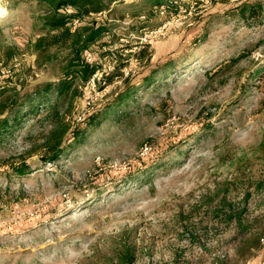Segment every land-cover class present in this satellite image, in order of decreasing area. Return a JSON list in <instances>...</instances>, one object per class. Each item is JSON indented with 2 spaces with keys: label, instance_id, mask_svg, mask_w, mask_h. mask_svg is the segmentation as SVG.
I'll list each match as a JSON object with an SVG mask.
<instances>
[{
  "label": "rangeland",
  "instance_id": "374dc122",
  "mask_svg": "<svg viewBox=\"0 0 264 264\" xmlns=\"http://www.w3.org/2000/svg\"><path fill=\"white\" fill-rule=\"evenodd\" d=\"M24 1L0 0V87L32 93L61 71L39 65V7ZM246 2L264 7V0H117L112 16H92L113 25L108 37L128 59L103 61L95 75L114 78L88 83L70 125L84 127L85 115L106 109L123 87L118 72L139 71L136 53L149 43L154 62L195 55L193 65L131 104L122 119L88 129L58 165L44 166L31 152L40 129L32 130L33 121L0 139V264H107L128 246L132 264H264V22L223 18ZM205 28V42L189 47ZM197 134L204 136L177 159ZM23 163L32 172L16 176ZM218 188L221 195L207 205ZM224 191L243 209L244 229L212 217Z\"/></svg>",
  "mask_w": 264,
  "mask_h": 264
},
{
  "label": "trees",
  "instance_id": "16d2710c",
  "mask_svg": "<svg viewBox=\"0 0 264 264\" xmlns=\"http://www.w3.org/2000/svg\"><path fill=\"white\" fill-rule=\"evenodd\" d=\"M117 0H25L26 3L34 4L39 9L36 11L41 20L43 34L35 41L34 49L39 58V65H55L60 68L61 75L56 81L47 82L37 86L32 93H24L23 89L0 87V139L12 136L16 131L22 130L30 121L32 130L39 135L31 144V152L38 153L42 165H58L60 159L73 152L75 147L84 140L88 129L97 127L110 116L122 119L128 115L127 108L142 100L146 93L160 91L170 83L171 79L180 75L187 64L192 62L195 55L189 58L168 56L154 62L150 43L142 47L136 54L140 70L135 74L124 77L122 72L118 76L123 81L112 102L102 111L88 113L82 119V125H70L67 122L68 115L74 109L75 102L85 94L86 87L100 68H104L103 61L110 59L113 63H123L128 57L117 51V43L109 38L113 25L107 21H98L93 15L108 12L112 16L115 12L111 6ZM169 0H155L157 6ZM16 8V7H15ZM223 18H236L247 26L259 25L264 22V7L259 3L246 2L234 7L223 15ZM210 31V30H209ZM208 28L203 32L193 35L190 46H197L205 42L209 34ZM2 33L0 29V34ZM91 55L92 62H88L86 56ZM246 53L240 52L236 57L223 61L218 66L213 76H220L237 64ZM180 57V58H179ZM125 58V59H124ZM193 65V64H190ZM211 69L204 73L209 75ZM260 71H255L254 76ZM103 71L96 78L112 80L114 77ZM260 75V74H259ZM258 75V76H259ZM262 78V77H260ZM3 116V117H1ZM213 128V127H212ZM204 130L210 132L211 125ZM30 139L33 135H28ZM204 135H195L187 149L178 154L177 159H185L188 156V148H192V142H198ZM32 140V139H31ZM158 161V160H157ZM174 162V161H171ZM160 161L154 165L159 164ZM153 165H151L152 168ZM159 166V165H157ZM30 165L23 163L16 167L15 175L24 176L32 171ZM153 170L148 169L144 174H150ZM143 174V176H144ZM128 178L125 186L141 179ZM228 189L226 188V191ZM223 189L213 191V195L207 197L206 204L211 205L221 195ZM224 191L220 201L215 207L209 209L213 218H222L225 223L236 224L239 229H244V211L238 210L227 202ZM249 194H246L247 199ZM227 210V213H223ZM111 263L107 264H132L135 261V253L132 247H126L125 251L116 253L111 257Z\"/></svg>",
  "mask_w": 264,
  "mask_h": 264
},
{
  "label": "built area",
  "instance_id": "2783aa9c",
  "mask_svg": "<svg viewBox=\"0 0 264 264\" xmlns=\"http://www.w3.org/2000/svg\"><path fill=\"white\" fill-rule=\"evenodd\" d=\"M86 58H87V61H88V62H90V63L92 62L91 55H87ZM97 76H98V75H94V77L91 79V82H95ZM147 150H148V148L145 147V148L143 149L144 153H145V151H147ZM144 153H143V154H144ZM263 242H264V241H263Z\"/></svg>",
  "mask_w": 264,
  "mask_h": 264
}]
</instances>
